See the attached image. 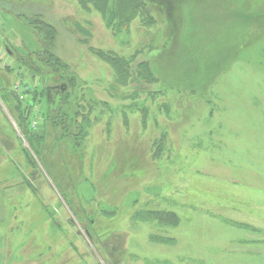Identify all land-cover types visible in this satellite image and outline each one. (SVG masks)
Instances as JSON below:
<instances>
[{
	"label": "rangeland",
	"instance_id": "1",
	"mask_svg": "<svg viewBox=\"0 0 264 264\" xmlns=\"http://www.w3.org/2000/svg\"><path fill=\"white\" fill-rule=\"evenodd\" d=\"M165 1L166 35L135 22L122 40L108 25L115 0L105 15L79 0H0V83L14 100L18 32L31 39L22 15L42 11L61 22L58 55L103 103L85 136L45 121L59 194L45 172L30 175L16 110L0 97V189L12 195L0 202L3 264H143L122 262V250L173 264H264V0ZM153 42L160 49L135 52ZM89 46L136 53L127 82L117 88ZM26 72L60 101L56 76ZM148 208L179 222L132 221Z\"/></svg>",
	"mask_w": 264,
	"mask_h": 264
},
{
	"label": "trees",
	"instance_id": "2",
	"mask_svg": "<svg viewBox=\"0 0 264 264\" xmlns=\"http://www.w3.org/2000/svg\"><path fill=\"white\" fill-rule=\"evenodd\" d=\"M79 2L84 9H94L105 15L108 13L110 0H79ZM166 4L165 0H115L114 10L111 14L112 20L108 24L109 28L115 35L122 37L123 33H130L132 24L138 22V25L143 26L145 29L151 27L150 29H154L159 33L161 32V35H166L168 31L167 28H165V24L168 26V13L160 10V8H165ZM45 16L47 17L48 13L45 12L44 14L42 11L39 13L25 14L24 16L22 15V17L26 18L27 25H29L26 30H23L22 35L26 32L31 39L25 41V38L21 36V30L18 32L17 37H21L19 41L22 49L19 51L16 50L14 57L19 64V67H17L18 69L25 68L36 75H40L43 73V70H45V74L56 76L61 83L59 94L60 103H56V98L54 100L49 99L50 91L48 87L42 84L41 86L39 85L37 89L31 90V99L28 103V107H26L21 100V103L14 100L12 94L7 91L8 88L2 82L0 83V88H2L0 97L9 110H16L17 114H15V121L16 123L18 121L17 126L20 130V134L25 138L24 140L27 142L28 148L33 152L30 153L31 151L29 152L27 147H23V149L27 151L26 157L28 162L32 165L29 172L30 175L33 176L34 173L45 172L47 179H51L54 182V184H52V182L49 181L51 186L58 193L60 191L61 194H63L62 182L56 179L46 159L48 143L45 137L48 136L49 133L47 128L46 130L44 129L47 126L45 121H49L52 126L59 127L64 132L77 131L76 136H85L89 122L92 121L90 116L91 113L95 111L94 108L97 107V105H103V103L92 92H88L90 86L86 85L85 80H81L82 78L77 71H73L69 63L58 55L55 40L61 26L58 24L60 20L58 22L56 20L52 21L49 16V21ZM52 41H54V43ZM158 42L164 43L166 40ZM159 46L160 43L157 44V42H153L152 44L150 43L138 48L135 52L141 53L144 50L147 52L157 51L160 49ZM88 49L91 50L95 56L111 66L113 70L112 81L117 88L127 82L125 80L129 77V72L126 71V63H130L132 58L136 57V53L132 54L130 58H127L126 56H121L114 50H98L94 49L92 46H89ZM41 65L43 66V70H41ZM141 66H143V64H141ZM183 84H185L186 87L191 85L187 83ZM70 98H73V100H67ZM40 104L42 107L45 105V110L42 109V107L39 109V114L43 123L38 130L32 127V115L33 112L35 114V111L38 110L34 108L38 107ZM58 139L62 141L61 135ZM69 141L71 142L72 139ZM31 154L36 155L37 158ZM27 174L28 173L23 175V177L26 178L24 181L25 184L39 196L40 189L38 185L30 181L29 178L27 179ZM39 202L44 207L45 204L40 200ZM45 207L48 208L47 205H45ZM45 207L42 211L45 210ZM167 216H170L169 221L167 220ZM138 217L140 218L138 219ZM131 218L132 221L150 222L159 228L167 227L168 225H177L179 222V217L173 211H159L149 208L141 210L136 209L131 215ZM154 237L163 238L160 235L152 234V238ZM123 252L124 250L120 252L122 255V262H126V260H138V263L143 264H173L168 260L149 259L131 252L127 254ZM114 260L117 262L116 258H114Z\"/></svg>",
	"mask_w": 264,
	"mask_h": 264
},
{
	"label": "built area",
	"instance_id": "3",
	"mask_svg": "<svg viewBox=\"0 0 264 264\" xmlns=\"http://www.w3.org/2000/svg\"><path fill=\"white\" fill-rule=\"evenodd\" d=\"M35 83L31 82L29 79L19 76L17 78V81L13 85V91L15 94L21 99V100H27L28 98H25V96L28 94L30 90H33L35 87ZM37 111V110H36ZM34 118L32 120V127H37L40 125V117L38 113L33 114Z\"/></svg>",
	"mask_w": 264,
	"mask_h": 264
},
{
	"label": "crops",
	"instance_id": "4",
	"mask_svg": "<svg viewBox=\"0 0 264 264\" xmlns=\"http://www.w3.org/2000/svg\"><path fill=\"white\" fill-rule=\"evenodd\" d=\"M20 179V178H19ZM6 191H8L7 189L5 188H2L0 189V202H1V206H3V201L5 200V198L9 197V196H12V195H9L8 193H5ZM5 206V205H4ZM4 210L5 208L4 207H1V213L3 212L4 213ZM5 223V221H4ZM5 232L2 231L0 232V264H3L4 262V256H5V243H6V237H5Z\"/></svg>",
	"mask_w": 264,
	"mask_h": 264
}]
</instances>
